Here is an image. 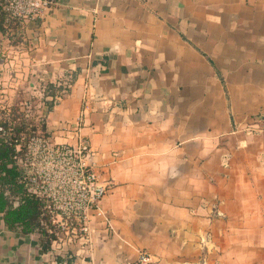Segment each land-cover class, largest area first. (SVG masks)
I'll use <instances>...</instances> for the list:
<instances>
[{
	"label": "crops",
	"instance_id": "crops-1",
	"mask_svg": "<svg viewBox=\"0 0 264 264\" xmlns=\"http://www.w3.org/2000/svg\"><path fill=\"white\" fill-rule=\"evenodd\" d=\"M9 29L0 108L85 140L110 186L60 264H264V0H55ZM0 264L55 263L0 215Z\"/></svg>",
	"mask_w": 264,
	"mask_h": 264
},
{
	"label": "built area",
	"instance_id": "built-area-1",
	"mask_svg": "<svg viewBox=\"0 0 264 264\" xmlns=\"http://www.w3.org/2000/svg\"><path fill=\"white\" fill-rule=\"evenodd\" d=\"M53 7L55 0H2L0 16L3 17L4 27L10 37L11 24L38 22ZM69 88L67 84L54 98L45 99L43 88V100L48 99L55 105ZM0 109L2 116L7 119L11 108ZM21 112L33 123L36 132L22 136L20 144L15 148L16 152L21 151V146L24 149L23 155L16 162L19 175L28 193L41 202L43 215L49 223L48 232L53 239L47 255L53 261L58 256L72 259L70 253L73 244L90 248L89 224L93 217L102 216L100 203L110 186L101 182L94 172L90 162L92 150L85 140L78 138L74 144L56 143L45 133L39 132L38 124L31 120L28 110ZM9 134L10 129L0 126L2 139L9 140ZM107 226L110 228V225ZM149 263V255L140 252L136 264Z\"/></svg>",
	"mask_w": 264,
	"mask_h": 264
},
{
	"label": "trees",
	"instance_id": "trees-1",
	"mask_svg": "<svg viewBox=\"0 0 264 264\" xmlns=\"http://www.w3.org/2000/svg\"><path fill=\"white\" fill-rule=\"evenodd\" d=\"M2 21L3 17H0V29ZM1 31L3 32V29ZM61 90L52 85L46 86L44 99L54 98ZM44 104L48 110L54 106L48 101H44ZM0 126L10 129L9 140L0 137V215L9 232L25 236L37 234L40 248L43 253L47 254L53 239L48 232L49 223L43 215L41 202L28 193L16 165L17 159L24 153L22 146L21 151L16 152V146L20 144L22 136L36 132V129L17 106L11 108L7 119L3 116L0 118ZM64 259L68 258L66 256L56 257L55 264L62 263ZM67 263H70L69 259Z\"/></svg>",
	"mask_w": 264,
	"mask_h": 264
}]
</instances>
